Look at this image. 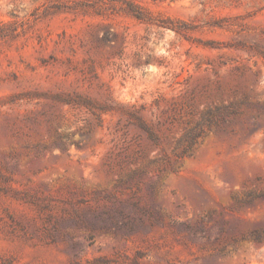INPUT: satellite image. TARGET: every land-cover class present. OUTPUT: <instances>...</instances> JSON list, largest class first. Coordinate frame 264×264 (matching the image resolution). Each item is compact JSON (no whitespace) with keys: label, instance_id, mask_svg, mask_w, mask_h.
Instances as JSON below:
<instances>
[{"label":"rangeland","instance_id":"1","mask_svg":"<svg viewBox=\"0 0 264 264\" xmlns=\"http://www.w3.org/2000/svg\"><path fill=\"white\" fill-rule=\"evenodd\" d=\"M259 228L264 0H0V264H264Z\"/></svg>","mask_w":264,"mask_h":264},{"label":"trees","instance_id":"2","mask_svg":"<svg viewBox=\"0 0 264 264\" xmlns=\"http://www.w3.org/2000/svg\"><path fill=\"white\" fill-rule=\"evenodd\" d=\"M235 109L232 107V105H220L215 106L214 108H209L206 110L202 116V120L204 122H207V124H211V122L216 123H224L228 121L229 116L231 113H234ZM131 116L136 120L137 124L140 126V128L146 133L148 139L156 143L157 142V136L154 134V132L151 130V128L146 124V122L135 113H130ZM201 123V122H200ZM205 130L200 129L196 133H191V131L187 132L186 135L189 137V147L191 148L196 142H197V136H200L204 134ZM247 239H251L254 241H261L264 238V228H259L251 231L248 235H245Z\"/></svg>","mask_w":264,"mask_h":264}]
</instances>
